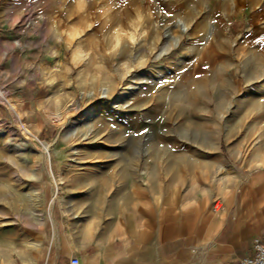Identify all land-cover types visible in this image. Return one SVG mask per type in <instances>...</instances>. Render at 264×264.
<instances>
[{
  "label": "rangeland",
  "instance_id": "obj_1",
  "mask_svg": "<svg viewBox=\"0 0 264 264\" xmlns=\"http://www.w3.org/2000/svg\"><path fill=\"white\" fill-rule=\"evenodd\" d=\"M169 161L264 184V0H0V264Z\"/></svg>",
  "mask_w": 264,
  "mask_h": 264
},
{
  "label": "crops",
  "instance_id": "obj_2",
  "mask_svg": "<svg viewBox=\"0 0 264 264\" xmlns=\"http://www.w3.org/2000/svg\"><path fill=\"white\" fill-rule=\"evenodd\" d=\"M151 165L120 174L124 193L100 215L75 221L54 203L49 224L14 264H225L254 255L253 239L264 233L262 181L207 184L203 171L174 161Z\"/></svg>",
  "mask_w": 264,
  "mask_h": 264
},
{
  "label": "built area",
  "instance_id": "obj_3",
  "mask_svg": "<svg viewBox=\"0 0 264 264\" xmlns=\"http://www.w3.org/2000/svg\"><path fill=\"white\" fill-rule=\"evenodd\" d=\"M254 255L242 258L239 261H230L225 264H264V233L253 239ZM72 264H79L78 258H73Z\"/></svg>",
  "mask_w": 264,
  "mask_h": 264
},
{
  "label": "bare ground",
  "instance_id": "obj_4",
  "mask_svg": "<svg viewBox=\"0 0 264 264\" xmlns=\"http://www.w3.org/2000/svg\"><path fill=\"white\" fill-rule=\"evenodd\" d=\"M184 29H185V26H184ZM127 93V92H126ZM125 94V93H124ZM10 109L12 110V112L17 113V109H16V106L14 104H10ZM19 116V115H18ZM89 116L91 117L92 115L89 114ZM20 118V117H19ZM18 118V119H19ZM80 121H83V120H80ZM24 126V125H23ZM24 129L27 131V132H30L29 129L25 126ZM77 129V127L75 128ZM78 130V129H77ZM73 131V130H72ZM76 132V131H75ZM49 147H50V144H45L44 145V150H45V154H46V159H47V165L49 167Z\"/></svg>",
  "mask_w": 264,
  "mask_h": 264
}]
</instances>
